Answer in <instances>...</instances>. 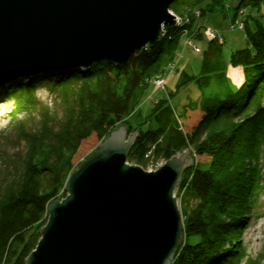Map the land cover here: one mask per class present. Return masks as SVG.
Instances as JSON below:
<instances>
[{
    "label": "trees",
    "instance_id": "1",
    "mask_svg": "<svg viewBox=\"0 0 264 264\" xmlns=\"http://www.w3.org/2000/svg\"><path fill=\"white\" fill-rule=\"evenodd\" d=\"M231 2L173 0L169 8L189 22L167 28L155 44L137 50L126 62L100 60L84 68L46 70L12 90L18 109L39 108L36 123L18 130L25 150L4 159L0 264H25L47 221L48 202L66 195L64 185L80 160L74 161L83 142L92 136L101 140L136 114L142 118L127 158L130 163L146 168L148 151L156 161L188 148L196 157L176 188L183 241L171 264H236L244 254L241 235L255 216L263 180L264 0H244L233 8L234 16L249 6L255 11L245 17L247 45L233 49L228 60L224 40L196 35L200 45L206 42L200 47V71L181 69L176 91L194 83L197 96L177 108L171 102L176 91H169L151 102L147 115L140 114L143 98L157 87L152 81L175 64L194 10L203 14ZM227 63L242 67V79L235 86ZM40 86L55 95L52 106L39 104Z\"/></svg>",
    "mask_w": 264,
    "mask_h": 264
},
{
    "label": "water",
    "instance_id": "2",
    "mask_svg": "<svg viewBox=\"0 0 264 264\" xmlns=\"http://www.w3.org/2000/svg\"><path fill=\"white\" fill-rule=\"evenodd\" d=\"M173 0H0V84L46 70L121 64L175 24ZM244 0H232L238 7ZM118 125L47 204L48 220L25 264H171L183 241L173 191L192 164L190 149L154 171L127 158Z\"/></svg>",
    "mask_w": 264,
    "mask_h": 264
},
{
    "label": "rangeland",
    "instance_id": "3",
    "mask_svg": "<svg viewBox=\"0 0 264 264\" xmlns=\"http://www.w3.org/2000/svg\"><path fill=\"white\" fill-rule=\"evenodd\" d=\"M231 3L225 5L224 8L216 9L208 12L206 11L203 14H201L199 10L196 9L194 10L195 19H193L192 22L193 25H191V27H187L188 29H190V31L188 32V34L184 32L183 37H181L179 41V48H178L179 52L177 54V58L175 59L176 60L175 64H173V67L170 65L167 68V70H165L166 71L165 73L155 77V79L152 81L154 85L156 84V82L154 81H156L157 79L164 80V83L161 85L159 89L158 86L153 87L152 91L148 92L145 95L142 103L140 104L141 116L144 117L150 112L151 107L153 105V103L151 102L154 101V97L160 98L162 96H167L169 91H176L177 82H178L177 80L179 78V73L181 69L186 70L187 72L190 73H198L200 71L201 68L200 57L202 51V48L200 47L201 46L204 47V44L206 42L202 41L200 45L199 44L200 41H198L197 38L195 37L197 34L202 33L204 39L205 38L208 39L205 33V29L208 26L217 29V31L219 32V36H221L222 40H224V45L222 47L224 49V58L226 60H228L229 54H231V51L233 49L245 47L247 45V41L244 35L245 17L247 16L248 13L255 11V9L250 8V6L247 8H241L237 11V15L234 16L233 8H237V7L232 6ZM187 28H185V30ZM227 67L229 68L227 72L229 71L228 75L230 81L232 85L235 86L242 79V67L239 65H232L230 63H227ZM43 73L44 71H41L29 75L14 77L9 79L7 82L5 83L3 82L0 84V179L2 177L1 173L3 172L5 173V169L7 168L4 167L5 166L4 159L6 157L12 158V156H14L16 153L23 152L25 150L24 141L19 137L18 130L20 126L24 125L30 127L36 123V120H38L37 117V111L39 108L38 105L35 109L33 108V110L31 111H28L31 108L18 109V105L15 103V99H14L15 97L12 90L15 87H17V85L20 82L24 83L29 79L42 77ZM2 85L4 86L1 87ZM38 93H39L38 99L40 101L39 103L40 105H44V104L48 106L53 105V102L55 100L54 97L55 95L52 94L50 90H48L46 87L40 86ZM197 94H198V90L196 86L194 85V83H191L186 87H182L180 90L176 91L174 96H172L171 98V102L177 104V108H178L181 106L182 103H185L189 98L191 99L192 97L197 96ZM141 118L142 117H139L136 114L134 116H131L129 120L127 119V123L126 122L121 123L124 124L125 128L127 129V134L125 136L126 141L128 140L130 133L135 127H137V129L139 130L138 123H139V119ZM107 136L108 134L105 135L101 140L98 139L96 136L89 137V139L87 138V140L84 141L83 144L81 145V148H79V151L76 154L74 161H78L80 159L79 162H81L85 158L91 156L93 151L98 148L97 146L100 144V142ZM185 150L186 149H184L183 152H185ZM148 152L149 153L147 156H149V158L151 159L147 164V166H145L146 167L144 168L145 170L154 171L158 169L160 166L164 165V163L167 161L164 159H160L156 161L154 160V158H152V156H150L151 151ZM183 152L182 151L178 152L173 156L183 154ZM188 154L189 156L192 157L193 159L192 163H194V159L196 157L194 156L193 152L191 151ZM261 161L263 163V168H262L263 180L261 181L262 188L260 189L261 191L259 192L260 194L258 195V203L254 210L255 216L250 218V220L248 221V225L244 227L243 233L241 235L242 236L241 246H243L244 248L243 250L244 254L237 260L236 264H264V153ZM126 162L129 163L130 165L133 164L138 165L133 162L130 163L128 159ZM78 163L75 164L74 169L78 166ZM10 167L11 165L9 166V169ZM187 168H185V170ZM177 187L178 186L176 185L173 194L174 197L176 198L177 204L179 205L180 201H179V197H177L179 195L176 194ZM64 191H66L65 185H64ZM66 195L64 197H66ZM62 198L53 199L50 201H54V200L59 201ZM46 214L48 220V212Z\"/></svg>",
    "mask_w": 264,
    "mask_h": 264
},
{
    "label": "built area",
    "instance_id": "4",
    "mask_svg": "<svg viewBox=\"0 0 264 264\" xmlns=\"http://www.w3.org/2000/svg\"><path fill=\"white\" fill-rule=\"evenodd\" d=\"M178 23H181V21H178ZM241 24H242V22H241ZM205 33H206L208 39H211V40H216V39H218L219 42H222V41H223L222 38H221V36H219V32H218L217 29H215V28H212V27H209V26H208V27L205 29ZM198 50H199V49H198ZM198 50H197V51H198ZM154 82H156V85H157L158 88H159V87H161V85L164 83V80H162V79H157V80L154 81Z\"/></svg>",
    "mask_w": 264,
    "mask_h": 264
},
{
    "label": "bare ground",
    "instance_id": "5",
    "mask_svg": "<svg viewBox=\"0 0 264 264\" xmlns=\"http://www.w3.org/2000/svg\"><path fill=\"white\" fill-rule=\"evenodd\" d=\"M171 10V9H170ZM172 11V10H171ZM175 14V13H174ZM187 19H188V17H186V16H181V15H179V14H175V24H174V26H180V27H182V25L184 24H187L188 23V21H187ZM178 21H181V23H178ZM184 22V23H183ZM167 29V28H166ZM190 31V29H186V30H184L183 32H182V37H183V35H184V32H186L187 34H188V32ZM164 32V31H163ZM8 80H6V81H4V83L5 82H7ZM3 83V82H2ZM5 85V84H4ZM4 85H2L1 87H3ZM86 159V158H85ZM83 161V160H82ZM81 161V162H82ZM80 163V162H79ZM78 163V164H79ZM77 168V167H76ZM41 238V237H40ZM40 238H39V241H40Z\"/></svg>",
    "mask_w": 264,
    "mask_h": 264
},
{
    "label": "crops",
    "instance_id": "6",
    "mask_svg": "<svg viewBox=\"0 0 264 264\" xmlns=\"http://www.w3.org/2000/svg\"><path fill=\"white\" fill-rule=\"evenodd\" d=\"M229 67V66H228ZM227 67V70H229V68ZM228 74H229V71L227 72ZM154 99H156L155 97H154Z\"/></svg>",
    "mask_w": 264,
    "mask_h": 264
}]
</instances>
